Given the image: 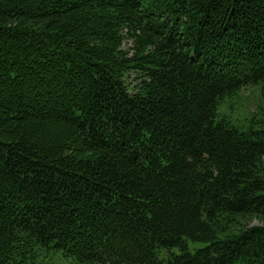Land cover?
<instances>
[{
    "label": "trees",
    "instance_id": "1",
    "mask_svg": "<svg viewBox=\"0 0 264 264\" xmlns=\"http://www.w3.org/2000/svg\"><path fill=\"white\" fill-rule=\"evenodd\" d=\"M0 264H264V0H0Z\"/></svg>",
    "mask_w": 264,
    "mask_h": 264
},
{
    "label": "rangeland",
    "instance_id": "2",
    "mask_svg": "<svg viewBox=\"0 0 264 264\" xmlns=\"http://www.w3.org/2000/svg\"><path fill=\"white\" fill-rule=\"evenodd\" d=\"M131 46V41L125 40L124 47L125 49ZM230 101L227 100L225 103L228 104ZM262 98L260 96V91H257L255 88L248 87L241 92L239 98L232 100L233 108L228 109L223 107L220 112L226 113L229 117H231L237 124L245 125L247 124L252 118L259 117L258 109L259 106L262 105ZM263 223L255 218L251 222H249L250 226L255 225H262ZM202 247V243L190 241L189 242V249L192 252L197 251L198 248ZM178 251V249H175Z\"/></svg>",
    "mask_w": 264,
    "mask_h": 264
}]
</instances>
